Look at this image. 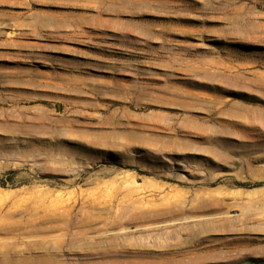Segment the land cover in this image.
Instances as JSON below:
<instances>
[{
	"label": "rangeland",
	"instance_id": "1",
	"mask_svg": "<svg viewBox=\"0 0 264 264\" xmlns=\"http://www.w3.org/2000/svg\"><path fill=\"white\" fill-rule=\"evenodd\" d=\"M0 264H264V0H0Z\"/></svg>",
	"mask_w": 264,
	"mask_h": 264
},
{
	"label": "trees",
	"instance_id": "2",
	"mask_svg": "<svg viewBox=\"0 0 264 264\" xmlns=\"http://www.w3.org/2000/svg\"><path fill=\"white\" fill-rule=\"evenodd\" d=\"M1 185H4V184H1Z\"/></svg>",
	"mask_w": 264,
	"mask_h": 264
}]
</instances>
